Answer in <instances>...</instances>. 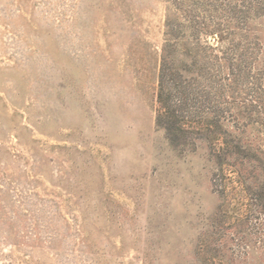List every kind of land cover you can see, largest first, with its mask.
<instances>
[{"label": "rangeland", "instance_id": "obj_1", "mask_svg": "<svg viewBox=\"0 0 264 264\" xmlns=\"http://www.w3.org/2000/svg\"><path fill=\"white\" fill-rule=\"evenodd\" d=\"M0 264H264V0H0Z\"/></svg>", "mask_w": 264, "mask_h": 264}, {"label": "trees", "instance_id": "obj_2", "mask_svg": "<svg viewBox=\"0 0 264 264\" xmlns=\"http://www.w3.org/2000/svg\"><path fill=\"white\" fill-rule=\"evenodd\" d=\"M170 68L166 65V61L163 59V63L161 65L160 75H159V93L157 95V101L159 104H163V102L168 98L163 92L164 86L168 83L171 73L169 72ZM162 108V107H161ZM164 108V107H163ZM173 115L171 114H164L159 110V117L163 118H171Z\"/></svg>", "mask_w": 264, "mask_h": 264}]
</instances>
